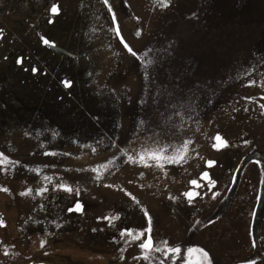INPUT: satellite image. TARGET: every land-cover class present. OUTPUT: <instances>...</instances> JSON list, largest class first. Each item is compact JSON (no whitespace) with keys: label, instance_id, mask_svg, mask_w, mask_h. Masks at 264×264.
Masks as SVG:
<instances>
[{"label":"rangeland","instance_id":"obj_1","mask_svg":"<svg viewBox=\"0 0 264 264\" xmlns=\"http://www.w3.org/2000/svg\"><path fill=\"white\" fill-rule=\"evenodd\" d=\"M168 3L0 0V264H264V0Z\"/></svg>","mask_w":264,"mask_h":264},{"label":"snow or ice","instance_id":"obj_2","mask_svg":"<svg viewBox=\"0 0 264 264\" xmlns=\"http://www.w3.org/2000/svg\"><path fill=\"white\" fill-rule=\"evenodd\" d=\"M104 4L107 5L108 0H103ZM160 3L163 7H168L169 3L168 0H160ZM109 11H111V9L109 8ZM51 12L52 13H57L58 12V8L56 5H53L51 8ZM113 21H115V17H113ZM117 35L120 36V32L119 29L116 30ZM137 35H139V33H137ZM41 40L43 41V43L45 45H49L50 41L41 37ZM121 43L123 44L124 48L127 49V51L129 53H131L133 56H136L137 53L135 51H133V49L131 47H129V45L124 42L123 38L121 37ZM54 46V45H52ZM22 62L21 59H17L16 63L20 64ZM31 71L33 72V74H35L38 69L33 67L31 69ZM64 84L65 87H70L71 86V81H63L62 82ZM215 140L218 142L217 144H214L213 147L214 148H223L227 146V141L224 140L221 136L217 135L215 137ZM166 149L164 148H146L143 151L137 153V157H129L130 162L132 163H139L141 165H143L144 167H151L152 165H150L148 163L149 160L154 161L155 162V166L163 169L164 164L163 162H167V163H180L183 159H184V155L185 153L182 151H178L176 154L174 155H166ZM4 163H8L7 158L3 155V153H0V165L4 164ZM214 163V161H209L208 164L209 166H211ZM101 167H106V165H101ZM92 171H97V169H92ZM202 179L208 180L209 184H214L215 182L210 180L208 178V173H203V176L201 177ZM45 179H47V177H45ZM191 183L196 186L199 187L200 185L197 183L196 180H192ZM60 187L64 190V191H68L70 192L71 189L69 187H67L66 185H60ZM2 191H7V189H0ZM41 192L46 191V189H41ZM27 193H22V195H26ZM39 194V193H37ZM184 195L188 198L189 203H191L193 197L196 195L195 192L192 191H188L185 192ZM73 209H69V211H72ZM75 211L79 212L81 211V205L79 203H77L75 205ZM113 219H115L113 217ZM0 226L2 225V222H0ZM148 235L146 236V238L141 241L140 237L141 234H133V232L131 230H127L126 232H121V236H130L132 237L133 241H140L138 244V247L141 250V256L138 257V259H143L145 261H149V264H151L150 261V253L155 251V252H162L165 256V259L169 258L170 256H172V254H175L176 257H179V254L181 253V248L180 247H169L168 246V242L167 241H162V243L164 244V247L161 248L159 246H156L154 244L153 238L151 236V228L149 227L148 229L145 230ZM199 253L202 257L203 260L200 262V264H209V260H208V253L203 250L202 248H198V247H188L186 249V252L184 254L183 257V262L182 264H193L192 261V253ZM161 264H164V261H161ZM173 264H176V259L173 258Z\"/></svg>","mask_w":264,"mask_h":264}]
</instances>
